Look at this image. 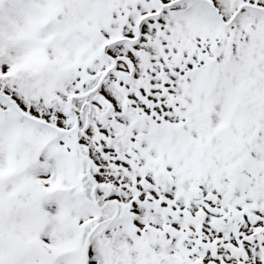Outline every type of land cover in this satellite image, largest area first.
<instances>
[{
  "label": "snow or ice",
  "instance_id": "snow-or-ice-1",
  "mask_svg": "<svg viewBox=\"0 0 264 264\" xmlns=\"http://www.w3.org/2000/svg\"><path fill=\"white\" fill-rule=\"evenodd\" d=\"M0 264H264V0H0Z\"/></svg>",
  "mask_w": 264,
  "mask_h": 264
}]
</instances>
